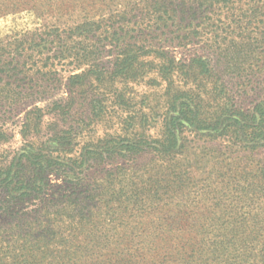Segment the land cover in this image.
<instances>
[{"label": "rangeland", "instance_id": "1", "mask_svg": "<svg viewBox=\"0 0 264 264\" xmlns=\"http://www.w3.org/2000/svg\"><path fill=\"white\" fill-rule=\"evenodd\" d=\"M169 2L0 0V40L36 27L58 28L49 39L54 40L53 49L47 44L25 63L23 94L30 107L45 108V122L33 136L34 146L39 149L48 145L50 148L44 149L43 156L76 168L70 177L60 170L50 171L42 201L31 198L16 203L13 216L0 213V226L24 225L37 207L62 200L73 192L86 196L91 193L108 200L123 189L129 191L127 196L136 190L142 201L128 204L132 215L127 222L143 227L187 228L182 239L190 238L194 247L184 251L190 256L199 249L198 259L191 264H251L253 253L263 248L264 147L252 149L244 141L209 137L189 128L180 136L183 152L179 157L162 161L143 142L163 135L170 90L158 69L168 54L184 62L196 55H211L219 47L234 56L225 76L226 91L234 103L251 108L262 100L264 24L260 23L256 32L250 27L241 33L234 23L230 29L214 31L210 26H220L219 20L208 23L202 13L194 17L191 12L182 14L180 9L174 13L176 3ZM218 17L225 19V14ZM102 18L106 22L100 30L81 35L75 29L86 20ZM197 30L201 34L195 35ZM241 36L245 40L256 37L259 46L243 50ZM120 48L138 53L132 76L112 74ZM161 50L166 52L164 57L159 54ZM75 74L84 77L72 84ZM173 81L172 88L192 90L197 99L206 97L205 87L214 89L212 82L189 81L177 71ZM55 101L67 104L65 113L51 111ZM207 110L212 111V106ZM23 119L24 112L7 120L11 138L1 145L0 151L24 146L25 140L19 133ZM127 144L139 149L132 151L125 147ZM76 159L78 164L82 160L83 165H76ZM125 166L129 173L123 178L121 167ZM112 177L122 182L112 185ZM179 181L180 185H176ZM115 204H111V210L120 212V203Z\"/></svg>", "mask_w": 264, "mask_h": 264}, {"label": "trees", "instance_id": "2", "mask_svg": "<svg viewBox=\"0 0 264 264\" xmlns=\"http://www.w3.org/2000/svg\"><path fill=\"white\" fill-rule=\"evenodd\" d=\"M174 3V13L180 9L182 14L191 12L194 17L202 13L203 20L208 23L219 20L220 26H210L214 31L230 29L234 23L239 26L241 33L250 27L256 32L260 30V23L264 24V0H170L169 5ZM196 5L199 7L196 8ZM221 13L225 14V19L218 17ZM104 22L103 18L86 20L75 29L81 35L91 33L102 29ZM56 31L57 27L41 26L16 32L0 40V147L11 138L7 120L11 115L22 112L24 119L19 133L25 140L24 146L18 150L0 151V213L4 215L16 214L13 212L14 205L26 199L42 201L48 185L46 175L50 171H63L67 177L76 171L75 166L62 160L43 156L44 149L50 148L48 145H41L39 149L34 146L33 136L39 133V128L45 122V108L38 105L30 107L23 94L26 90L25 78L22 76L25 74V63L34 59V54L41 53L47 44L50 45L49 49H53L54 40L49 39ZM196 33L201 34V31L197 30ZM206 33H210L209 30ZM241 37L243 50L251 51L259 46L260 41L256 37L250 40ZM159 54L164 57L166 52L161 50ZM233 58L217 47L211 55H196L190 61L180 62L169 54L161 60L158 74L168 82L170 90L164 131L160 139L143 142L157 152L159 160H175L179 157L178 154L183 152L179 144L180 136L189 128L209 137L244 141L252 149L264 147V98L251 108H243L237 106L226 91L228 81L225 76ZM138 59V53L129 48H120L116 53L112 74L132 76ZM175 71L189 81L212 82L214 91L205 87L206 97L197 99L192 90H186L188 93L172 88ZM83 77V74H75L71 77L72 84L78 83V79ZM54 104L53 112L60 114L67 110V104L61 101H55ZM208 106H212V111L207 110ZM201 108L203 110L200 111ZM125 147L132 151L139 149L134 144ZM78 160L74 162L76 165ZM78 165H83V161ZM128 168L121 167L123 173L120 177L128 175ZM111 181L112 185L122 182L118 178ZM176 185H180V181ZM126 192L129 191L123 189L108 200H101L100 196L91 193L86 196L73 192L62 200L45 202V206L37 207L33 215L25 219L24 225L15 223L9 228L0 226V264H191L198 259L196 255L199 249L190 256L188 251H184L194 247L190 238L185 241L182 239V235L188 233L187 228L129 224L132 214L127 210L128 204L136 205L142 198L136 190H131L129 196ZM117 202L120 203V212L111 210V204L115 206ZM102 204L108 207V211L103 210ZM106 220L111 223H106ZM59 222L64 223L62 225ZM157 240L162 242L157 243ZM261 242L263 248L259 253H253L249 261L251 264H264V236Z\"/></svg>", "mask_w": 264, "mask_h": 264}]
</instances>
